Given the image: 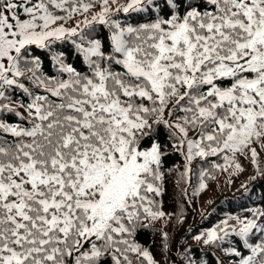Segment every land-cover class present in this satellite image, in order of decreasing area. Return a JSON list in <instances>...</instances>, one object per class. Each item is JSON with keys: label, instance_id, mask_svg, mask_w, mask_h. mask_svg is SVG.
Wrapping results in <instances>:
<instances>
[{"label": "trees", "instance_id": "16d2710c", "mask_svg": "<svg viewBox=\"0 0 264 264\" xmlns=\"http://www.w3.org/2000/svg\"><path fill=\"white\" fill-rule=\"evenodd\" d=\"M19 3L47 34L0 77V264H264V0H0V21ZM120 143L138 185L90 229Z\"/></svg>", "mask_w": 264, "mask_h": 264}, {"label": "rangeland", "instance_id": "374dc122", "mask_svg": "<svg viewBox=\"0 0 264 264\" xmlns=\"http://www.w3.org/2000/svg\"><path fill=\"white\" fill-rule=\"evenodd\" d=\"M20 7V3L16 6H9L0 21V77L23 42L42 40L47 34L46 31L37 32L28 16L17 15ZM55 30L60 29L57 27ZM251 41H264V25L256 29ZM154 67L156 71L159 69L156 62H154ZM123 144L120 143L118 146L121 155L125 156L123 160L118 164L108 165L106 168L108 177L103 182L102 190L92 205L95 219L90 229L103 227L113 210L124 203L125 195L134 192L138 185L137 172L140 167L135 160L136 153L127 151V154H124L125 150L121 147Z\"/></svg>", "mask_w": 264, "mask_h": 264}]
</instances>
